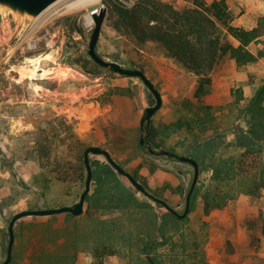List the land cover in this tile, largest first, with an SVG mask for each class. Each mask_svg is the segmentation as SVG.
Masks as SVG:
<instances>
[{
    "label": "rangeland",
    "instance_id": "1",
    "mask_svg": "<svg viewBox=\"0 0 264 264\" xmlns=\"http://www.w3.org/2000/svg\"><path fill=\"white\" fill-rule=\"evenodd\" d=\"M75 1H59L40 21L0 13V264L16 214L80 201L88 177L80 141L110 150L150 193L179 214L186 209L194 167L141 145V120L156 105L154 94L138 77L96 66L88 53L95 22L88 25L86 14L101 7L108 13L98 54L140 67L162 94L150 124L155 151L199 162L191 211L179 218L111 169L105 156L91 155L96 178L84 213L18 220L10 264H152L148 256L154 264H264V36L248 46L259 62L240 67L225 53L206 84L159 42L140 44L123 28L115 5L132 9L141 0H102L67 12ZM160 1L181 12L195 8V0ZM227 4L235 27L251 30L264 17V0ZM228 42L239 44L224 37ZM248 149L256 151L250 165L260 157L262 167L243 177L238 160ZM45 165L59 168L43 176ZM39 189L48 206L58 207L36 206Z\"/></svg>",
    "mask_w": 264,
    "mask_h": 264
},
{
    "label": "trees",
    "instance_id": "2",
    "mask_svg": "<svg viewBox=\"0 0 264 264\" xmlns=\"http://www.w3.org/2000/svg\"><path fill=\"white\" fill-rule=\"evenodd\" d=\"M194 4L195 8L181 12L160 0H141L132 9L125 8L121 3H117L114 9L119 15L120 24L123 28L130 30L140 44H146L150 41L159 42L168 57L175 59L187 71L203 77L206 84L211 83L207 77L225 53H228L240 67L259 62L261 55L253 54L248 46L264 36V17L259 18L255 28L245 30L232 25L227 0H214L212 2L195 0ZM227 36L239 44L235 45L230 42L224 44V37ZM92 62L101 67L94 60ZM87 64L91 65V62L89 61ZM135 69L142 70L140 67ZM149 141L155 150L158 144L153 139ZM84 144L85 142L80 141L78 146L81 149V165L86 169L85 152L89 147H84ZM144 148L150 152L146 145ZM108 151L110 152V150ZM254 152L256 151L248 149L238 160L240 176L251 177L260 172L262 167L260 157H256L255 164L250 165L249 160ZM49 160L50 158H48ZM91 164L95 179V164L97 162L91 161ZM108 165L115 170L110 162ZM45 166L42 170L43 176H47L59 168L58 166L55 167V170L48 171L47 165ZM82 174L79 177H82ZM132 175L147 189L136 174L132 173ZM37 192L36 196H39V199L36 201V206L44 204L47 207H58L48 206L49 201L42 195L41 189Z\"/></svg>",
    "mask_w": 264,
    "mask_h": 264
},
{
    "label": "water",
    "instance_id": "3",
    "mask_svg": "<svg viewBox=\"0 0 264 264\" xmlns=\"http://www.w3.org/2000/svg\"><path fill=\"white\" fill-rule=\"evenodd\" d=\"M60 0H0V13L3 14H13L20 20H25L29 18L33 21L38 19L48 8L57 3ZM98 10V11H97ZM93 12L95 28L93 30V34L91 37L90 45H89V55L90 57L101 67L110 69L114 73H118L121 75L138 77L140 78L147 88L154 94L157 103L154 106L148 107L144 111V115L141 120V132L142 134H146V137H143L141 140V145H146L149 151L158 156H168L177 159L180 162L188 163L192 165L195 169V176L193 179V183L187 195L186 201V209L183 214H179L175 209H173L166 201L156 197L152 193H150L144 185H142L132 174L128 173L123 167H121L109 153V151L99 147V146H91L85 152V163L88 171V177L86 181V188L83 194L81 195L80 201L73 206H63L60 208H50V209H38V210H27L22 211L16 214L10 222L9 225V233H10V243L8 250V258L3 264H10L12 262L13 257V248L15 244V224L18 220L28 217V216H50L56 214L63 213H71L74 216H80L84 213L85 202L87 197L91 191L92 181L94 178L93 168L91 164V155H103L105 156L111 165L117 170V172L125 177H127L130 182L136 187V189L142 192L144 195L149 197L150 199L160 203L164 207H166L171 213L183 219L187 217V215L191 211V200L199 181L200 176V165L199 162L188 156L178 155L168 150L155 151L149 141V132H150V124L152 121V117L162 108L163 106V98L160 90L156 87L155 83L147 77V75L139 69H129L122 66L120 63L115 61H107L102 58L97 52V46L100 40V36L103 30L104 22L106 20V16L108 13L107 7H101ZM148 260L154 264L151 256H148Z\"/></svg>",
    "mask_w": 264,
    "mask_h": 264
},
{
    "label": "bare ground",
    "instance_id": "4",
    "mask_svg": "<svg viewBox=\"0 0 264 264\" xmlns=\"http://www.w3.org/2000/svg\"><path fill=\"white\" fill-rule=\"evenodd\" d=\"M62 1V0H60ZM75 1V0H74ZM59 2V1H58ZM57 2V3H58ZM102 2V0H76L75 2L68 4L67 6H65L64 8L66 9L67 12L73 11V10H88L89 7L93 6V5H97L100 4ZM57 3H55L54 5H52L50 8H48L39 18L38 21H40V19L47 15L48 13H50L53 9H57L56 5ZM63 3V2H62ZM65 3V2H64ZM60 5V3H59ZM58 5V6H59ZM55 11V10H54ZM96 11V10H94ZM98 11V10H97ZM86 18H87V24L92 26L94 24V17H93V12H89L88 14H86ZM39 71V68L36 66L35 69L33 70V73H31L32 76L38 75L37 72ZM47 73V72H45ZM43 73V74H45ZM43 74H41L40 76L43 77Z\"/></svg>",
    "mask_w": 264,
    "mask_h": 264
},
{
    "label": "crops",
    "instance_id": "5",
    "mask_svg": "<svg viewBox=\"0 0 264 264\" xmlns=\"http://www.w3.org/2000/svg\"><path fill=\"white\" fill-rule=\"evenodd\" d=\"M148 77V76H147ZM23 172L25 173L24 178L27 179L32 173L28 167L24 168ZM165 201V200H164ZM167 202V201H166ZM168 203V202H167ZM169 204V203H168ZM170 205V204H169ZM171 206V205H170ZM172 207V206H171ZM173 208V207H172ZM174 209V208H173ZM15 245V244H14Z\"/></svg>",
    "mask_w": 264,
    "mask_h": 264
}]
</instances>
